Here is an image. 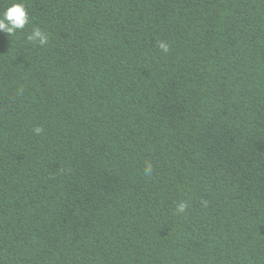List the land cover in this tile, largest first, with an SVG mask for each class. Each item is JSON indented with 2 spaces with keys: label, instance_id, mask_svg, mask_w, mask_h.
<instances>
[{
  "label": "trees",
  "instance_id": "1",
  "mask_svg": "<svg viewBox=\"0 0 264 264\" xmlns=\"http://www.w3.org/2000/svg\"><path fill=\"white\" fill-rule=\"evenodd\" d=\"M23 2L0 32V264H264V0Z\"/></svg>",
  "mask_w": 264,
  "mask_h": 264
},
{
  "label": "clouds",
  "instance_id": "2",
  "mask_svg": "<svg viewBox=\"0 0 264 264\" xmlns=\"http://www.w3.org/2000/svg\"><path fill=\"white\" fill-rule=\"evenodd\" d=\"M29 22V12L23 0H11V3L0 11V32L7 34L9 37L15 36L18 31H23ZM26 39L30 43L45 46L48 43L49 34L37 26L32 29ZM158 47L164 53L169 51V45L164 41H159ZM33 131L36 135H40L44 129L40 126H36ZM152 171V165L150 163L146 164L144 174L146 176H151ZM188 207L189 204L187 201H180L177 203L175 211L177 214H182L187 211Z\"/></svg>",
  "mask_w": 264,
  "mask_h": 264
}]
</instances>
